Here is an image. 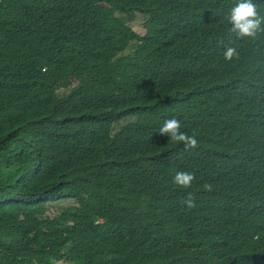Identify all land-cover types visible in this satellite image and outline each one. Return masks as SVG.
I'll use <instances>...</instances> for the list:
<instances>
[{"label":"trees","instance_id":"1","mask_svg":"<svg viewBox=\"0 0 264 264\" xmlns=\"http://www.w3.org/2000/svg\"><path fill=\"white\" fill-rule=\"evenodd\" d=\"M234 3L0 0V264H264V31Z\"/></svg>","mask_w":264,"mask_h":264},{"label":"clouds","instance_id":"2","mask_svg":"<svg viewBox=\"0 0 264 264\" xmlns=\"http://www.w3.org/2000/svg\"><path fill=\"white\" fill-rule=\"evenodd\" d=\"M227 23L230 25L229 34L235 35L237 38H255L259 31H264L262 24H264V16L258 12L257 5L254 0H235L234 6L228 13ZM240 54L235 47H227L223 51V59L225 61H232L239 59ZM181 123L176 118L167 119L164 121L162 127L159 129L161 135L169 137V140L183 145L184 150H192L198 147V140L196 133L192 135L181 132ZM195 176L191 172L178 171L176 172L173 183L181 189H188L191 187ZM203 188L207 191H212L211 184H204ZM194 196L189 193L186 199L181 201V204L192 209L195 205Z\"/></svg>","mask_w":264,"mask_h":264},{"label":"rangeland","instance_id":"3","mask_svg":"<svg viewBox=\"0 0 264 264\" xmlns=\"http://www.w3.org/2000/svg\"><path fill=\"white\" fill-rule=\"evenodd\" d=\"M126 21L127 24L137 33L139 34H143L144 29H143V22L144 19L142 18V16L140 15H134L132 18H129L127 15H121ZM131 49H128L125 54H129L131 53ZM61 92H65L67 91V89H60ZM129 121H132L131 119H125L121 122L122 124H125ZM118 130V126L115 127V131ZM72 204V201H62V202H57L55 204H53L50 207V210L48 212V216H56L58 212H60L61 210H63L64 208L69 207Z\"/></svg>","mask_w":264,"mask_h":264}]
</instances>
